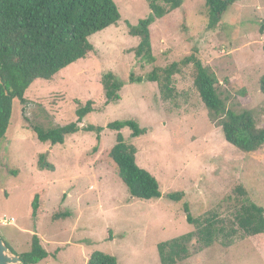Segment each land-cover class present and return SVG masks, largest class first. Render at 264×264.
<instances>
[{
  "label": "rangeland",
  "instance_id": "1",
  "mask_svg": "<svg viewBox=\"0 0 264 264\" xmlns=\"http://www.w3.org/2000/svg\"><path fill=\"white\" fill-rule=\"evenodd\" d=\"M114 1L119 23L90 37L95 50L86 59L52 80L37 79L25 93L26 111L15 101L11 128L0 139V218L16 219L14 226L0 224V235L21 254L37 233L50 253L40 264H87L95 251L115 256L119 264H161L159 243L196 230L187 222L184 202L195 218L227 221L236 210L235 188L242 185L264 208V146L248 155L225 140L194 85L192 67L175 77L179 96L172 101L161 98L157 83L130 80L197 52L216 74L228 108L253 111L258 128H264V0L237 1L215 29L209 28L206 0H184L150 28L152 65L136 58L140 40L127 27L149 16L147 0ZM108 73L124 82L121 99L113 103L102 84ZM88 101L94 111L80 127H104L100 143L96 133L83 130L61 145L38 140L32 125L49 130L73 123L78 102ZM25 113L34 124L25 121ZM126 120L148 129L138 138L129 128L121 131L136 148L137 164L157 178L163 195L185 192L181 202L129 194L108 154L117 134L107 125ZM42 154L54 169L39 168ZM38 193L43 207L33 218ZM60 214L68 217L54 218ZM180 264H264V235L239 233L232 245L217 242Z\"/></svg>",
  "mask_w": 264,
  "mask_h": 264
},
{
  "label": "trees",
  "instance_id": "2",
  "mask_svg": "<svg viewBox=\"0 0 264 264\" xmlns=\"http://www.w3.org/2000/svg\"><path fill=\"white\" fill-rule=\"evenodd\" d=\"M239 0H206L209 28L215 29L222 16ZM151 13L137 25L127 22L130 36L140 41L134 49L136 58L142 64L156 62L153 53L151 26L174 10L182 7L184 0H147ZM122 16L114 0H0V138L5 137L12 125L15 101H23L26 91L37 79L52 80L57 73L79 60L86 59L95 50L90 37L112 25H117ZM188 67L193 69L194 85L200 98L209 110L212 122L221 127L225 140L238 150L252 155L264 146V128H258L253 111L235 112L228 108L226 100L219 92V81L209 66H205L197 52L172 62L165 67H155L146 77L131 82L157 83L161 98L175 100L178 90L175 77ZM108 103L121 99L124 82L115 74L108 73L102 79ZM260 91L264 94V75L260 79ZM76 111L77 120L65 126L49 130H35L42 143L64 144L66 138L83 130L97 134L101 142L104 127L88 125L80 127L83 120L94 111V102L88 101ZM107 128L116 132V144L110 149L109 157L118 167V174L136 199L153 200L164 197L181 202L185 192H172L163 195L160 183L149 171L137 164L136 148L127 142L121 133L124 128L131 130V137L147 134L134 120L114 121ZM98 150V146L95 147ZM39 168L54 169L46 160L39 157ZM235 213L229 220L216 215L195 218L189 203L184 202L183 211L187 222L196 230L158 244L161 264H180L220 242L228 247L235 242L239 233L254 237L264 235V208L253 202L242 186L235 188ZM42 193L32 198V217L36 218ZM68 217L65 214L54 218ZM14 226V225H13ZM8 247L16 253L6 242ZM17 254V253H16ZM23 264H40L50 253L45 249L37 233L32 235L28 252L17 254ZM87 264H119L115 256L101 251L91 254Z\"/></svg>",
  "mask_w": 264,
  "mask_h": 264
},
{
  "label": "water",
  "instance_id": "3",
  "mask_svg": "<svg viewBox=\"0 0 264 264\" xmlns=\"http://www.w3.org/2000/svg\"><path fill=\"white\" fill-rule=\"evenodd\" d=\"M0 264H23L19 255L14 253L0 235Z\"/></svg>",
  "mask_w": 264,
  "mask_h": 264
},
{
  "label": "built area",
  "instance_id": "4",
  "mask_svg": "<svg viewBox=\"0 0 264 264\" xmlns=\"http://www.w3.org/2000/svg\"><path fill=\"white\" fill-rule=\"evenodd\" d=\"M0 224L5 226H13L16 225V219L14 217H8L4 215L0 218Z\"/></svg>",
  "mask_w": 264,
  "mask_h": 264
},
{
  "label": "flooded vegetation",
  "instance_id": "5",
  "mask_svg": "<svg viewBox=\"0 0 264 264\" xmlns=\"http://www.w3.org/2000/svg\"><path fill=\"white\" fill-rule=\"evenodd\" d=\"M20 103H21L22 105H24L23 107H25V108H23V109H24V111H26L27 106H28L29 104H28L27 101L25 100V97H24V100H23V101H20ZM24 117H25V118H24L25 121H26L29 125L34 124V123L31 124V122H30L29 119L27 118V114H26V113L24 114ZM32 127L34 128V130L42 129L41 127H38L37 125H32ZM0 139H2V138H0Z\"/></svg>",
  "mask_w": 264,
  "mask_h": 264
},
{
  "label": "crops",
  "instance_id": "6",
  "mask_svg": "<svg viewBox=\"0 0 264 264\" xmlns=\"http://www.w3.org/2000/svg\"><path fill=\"white\" fill-rule=\"evenodd\" d=\"M45 262H48V259H46ZM46 264H49V263H46Z\"/></svg>",
  "mask_w": 264,
  "mask_h": 264
}]
</instances>
